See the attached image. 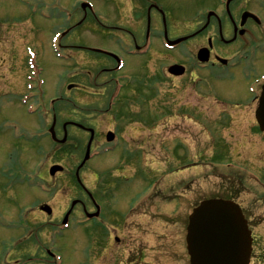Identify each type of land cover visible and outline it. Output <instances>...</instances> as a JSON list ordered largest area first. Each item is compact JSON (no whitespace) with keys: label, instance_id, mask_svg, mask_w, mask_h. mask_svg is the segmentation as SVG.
Masks as SVG:
<instances>
[{"label":"rangeland","instance_id":"1","mask_svg":"<svg viewBox=\"0 0 264 264\" xmlns=\"http://www.w3.org/2000/svg\"><path fill=\"white\" fill-rule=\"evenodd\" d=\"M23 1H0L6 20L0 17V264H15L16 258L38 256L45 250L59 253L62 264H188L184 224L196 202L217 195L233 197L245 209L254 238L250 264H264V135L255 129L256 86L248 92L252 73L264 72L261 51L253 53L255 65L261 66L254 71L238 65L218 87L194 88L188 76L173 79L166 73L169 60L186 58L191 40L167 51L156 38L142 63L124 54L132 48L131 36L105 27L118 25V0H87L101 25L88 21L90 25L84 22L70 30L65 28L76 25L83 15L77 3L84 0ZM163 1L178 11L177 21L188 24L194 16L197 22L201 17L197 14L211 8L215 0ZM120 20L132 24L130 19ZM180 26L171 32L179 35L189 29ZM56 30L65 32L57 42L68 46L59 51L66 55L64 60L56 56ZM26 46L30 63L42 70L30 80V87ZM95 49L117 54L122 65L113 70L116 62ZM99 72L105 76L96 78ZM29 75L33 76L31 70ZM193 75L201 79L207 74L197 70ZM139 76L148 85L142 87V100L136 101L134 84ZM114 80L117 89L123 87L111 101ZM237 80L242 81L235 87ZM70 83L75 86L67 90ZM51 98L54 101L49 103ZM30 104L41 107L40 113L28 115ZM53 114L59 138L60 125L67 120L101 135L91 145V152L99 156L87 162L79 176L98 197L106 191L101 189L105 180L113 185L111 194L102 197L106 198L103 205L113 210L99 220L106 228L104 233L100 228L103 235L87 233L92 223L75 227L86 223L77 212L69 228L57 234L75 197L70 175L83 156L88 136L69 127L66 146L77 143L82 151L63 154L59 144L45 136ZM108 130L117 132V141L103 139ZM55 163L64 171L49 177V166ZM43 203L51 206L53 215L38 210ZM29 264H44V260L40 256Z\"/></svg>","mask_w":264,"mask_h":264},{"label":"flooded vegetation","instance_id":"2","mask_svg":"<svg viewBox=\"0 0 264 264\" xmlns=\"http://www.w3.org/2000/svg\"><path fill=\"white\" fill-rule=\"evenodd\" d=\"M161 2L164 3L163 0H118V25L105 26L118 29V33L124 32L131 35L132 44L134 48L138 49L134 51L133 56L137 59L141 58L142 61L149 54H146L148 47L142 43L141 37L143 40L151 37L150 40L153 44L157 36L162 35L164 39H167L171 29L180 28L170 22L171 16L176 15L175 11L177 10L165 9ZM254 3V0H231L229 2L227 0H215L211 8L197 14L201 15L200 19L189 29L191 31L189 34L199 30L195 37L189 38L193 41L192 47L194 46V50L190 51L189 54L190 63L181 61V58H176L169 60L168 65H184L185 72L188 69V75L185 74L186 77H189L187 78L188 82H193L195 85V80L200 79L197 78V75H193V68L198 67L199 64L194 60V55L197 50L208 45L210 48L208 51L209 61L204 66L209 73L221 70L229 71V67L234 64L235 58L240 61L245 59L255 65L256 59L254 57L250 59L255 52L254 47L258 44L264 46V1L259 0L258 4ZM245 12L254 14L256 18L251 16L243 18ZM123 17L130 19L132 24L127 25L121 22L120 19ZM208 32L210 34L206 36ZM189 34L187 32L185 36ZM170 36H174V34L171 32ZM182 43L174 44V46L180 47ZM213 74L215 75L216 72ZM168 77L182 78V76L172 75ZM90 202L92 199L84 196V200L79 204L86 208ZM33 254L26 258L27 264L31 260L40 259V255H42L38 253V256H33ZM19 262L20 259H16L14 263L18 264Z\"/></svg>","mask_w":264,"mask_h":264},{"label":"water","instance_id":"3","mask_svg":"<svg viewBox=\"0 0 264 264\" xmlns=\"http://www.w3.org/2000/svg\"><path fill=\"white\" fill-rule=\"evenodd\" d=\"M82 7L85 5L83 4ZM177 41L180 40L174 42ZM169 72L180 74L182 71L178 67L174 71L171 67ZM255 118L259 130L264 132V88ZM110 138L112 135L107 137L108 140ZM60 170V166H52L49 172L53 175ZM40 208L49 213L47 206ZM66 218L67 215L63 221ZM244 219L238 206L232 202L224 199L202 201L193 209L187 226L185 242L190 255V264H248L251 238Z\"/></svg>","mask_w":264,"mask_h":264}]
</instances>
